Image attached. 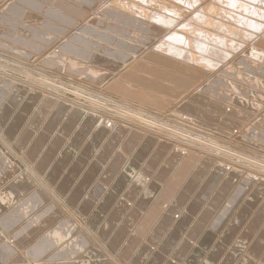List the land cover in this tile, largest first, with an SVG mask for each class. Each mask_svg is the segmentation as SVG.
Here are the masks:
<instances>
[{"label":"crops","instance_id":"obj_1","mask_svg":"<svg viewBox=\"0 0 264 264\" xmlns=\"http://www.w3.org/2000/svg\"><path fill=\"white\" fill-rule=\"evenodd\" d=\"M46 1L0 0V49L50 61ZM36 3L41 12L28 8ZM120 30L123 37L81 27L57 49L92 58L99 67L91 78L107 77L105 90L144 111L186 115L217 132L251 118L248 101L239 98L237 107L216 85L199 86L192 74L198 68L159 54L158 61L128 60L130 31ZM246 61L240 64L264 84V61L256 72ZM9 80L0 77V264H264V180H251L239 166L233 169L247 176L227 171L207 155L181 156L141 129L108 132L96 116ZM244 134L264 151L257 128ZM63 206L85 219L83 229ZM236 241L246 243V260L233 258Z\"/></svg>","mask_w":264,"mask_h":264},{"label":"rangeland","instance_id":"obj_2","mask_svg":"<svg viewBox=\"0 0 264 264\" xmlns=\"http://www.w3.org/2000/svg\"><path fill=\"white\" fill-rule=\"evenodd\" d=\"M151 1L154 3H152ZM170 1L169 0H121V1L120 0H47L46 2H44V4L46 5V7H44V8L45 9L50 8L49 15H50V21H51V23H50V29H51V44L50 45H51V49L48 50L49 52L47 53V55H50V58H51L50 61L45 62V64H43L41 62V60L39 61V59H38V57H40V56H35V58H34L33 56H31L32 54L29 51L15 50V49H9V48L6 49L2 45L3 47H2V49H0V64L9 65L10 66L9 68L13 67V68H15V70H21V71L23 70V72L25 71L26 73L28 72V73L33 74V75L34 74L38 75V76L50 81L53 86L58 85V86H61V88H66L69 90H67V92H60V90L58 89L57 92L55 93L53 91V89H55V88L49 85V87H47L48 89L46 88L48 91H46L42 87H40L39 84H38L39 86H37L31 82L28 83V82L21 81L20 80L21 78L26 79L28 81L31 80L30 78L27 79V78L23 77L22 74L19 75V76H21V78H18V77L16 78L15 76L4 75L1 70H0V72H1L0 77L6 78V80L10 79L14 83L18 84L21 88L23 87L26 90L27 89L28 90L33 89L36 92H42L44 95H47L48 97L58 99V100H61L63 102L66 101V103L71 104L72 106L77 107L78 109H81L88 114L96 116V118H97L96 119V125L99 122L102 125L103 122L101 121V119H102L101 115L99 113L96 114L95 112H92L95 109H92V110L85 109V107H83V105L81 104V102H83V101L79 100L78 96H73L75 98H72V97L69 98L71 93H75V91L78 88H80L86 94L92 96V98H95L98 101L100 100L103 103H105L106 105H107V103L114 104L118 108H120L121 110H125V112L127 111L130 114L134 113V115L139 119L141 118L144 123H146L148 121H149L148 124H151V125L154 124L153 122L161 123L164 126L170 127V128H172V130H174V131L165 130L168 133L174 134L176 136L181 133V134H185L187 137L196 138L197 140L202 139L201 141L204 140V141H207V143H208V145L200 143L201 145H199V146H202L203 150H197L196 148L195 149H189V148L183 147L178 142L180 140L175 138V136L173 137L175 140H170L169 138H167L165 136H161L159 134L152 133L151 131L147 132L148 134L154 135L158 140L169 143L171 145V150H173L175 152V149H176L178 151L176 153H178L179 155L183 156L184 154L182 151H184V150L185 151L188 150V153L190 152V153H197L200 155H207L210 158H212V157L213 158L210 159L209 157L208 158L205 157L206 159L213 160V162L215 164L219 165L223 169H226L227 171H233V172H237V174L240 173L241 175H245L242 171L239 170V168L233 169V168L239 166L245 172L248 173L249 177H250V175L254 176L255 178L254 177L253 178L255 179V181H257V179L264 180V151H261L260 149H257L255 146L249 144V143H251V139H252L251 135H248V134L243 135V133L245 131H247L248 129L251 128L250 125L253 122H254V124H257L253 127L257 128L258 134L264 135V132L261 131V130L264 131V99H263L264 98L263 97L264 96V87H263L264 84L262 81L258 80L259 81V87L260 88L263 87V91L262 90L258 91L255 88L256 87L255 82H254V85L251 84V83H253L252 81H254L253 75H255V74L250 72V71H247L246 68L243 66V64L242 65L240 64L241 62H247L246 61L247 59L244 58V55L246 52H248L250 50V48H253L256 51L258 49V51H261L264 53V34L263 33L251 34V35H253L252 39H250V37H249V39H245V38H247L246 36L250 35V31H247L243 28L241 30H240V28H239V30H238V28L235 29L234 28L235 26L233 27V25H235L237 19L235 20L234 15H231V17L234 19V21H230L229 19H227V24H226L225 19L221 21V17L217 18L218 16H215L212 14L210 18H209V16L205 17L207 20L208 19L212 20V21L209 20L211 22V24L209 23L207 25L208 21H206V23L203 24V26H202V23L201 24L196 23L197 25L195 24L193 26V28L189 30V32L187 30V31H184L183 33L178 34L180 36H183V38L185 37L184 39H186V41L190 40V47L188 46L189 48H187V49L186 48L185 49L180 48V49L187 51L189 53L190 57L192 56L191 57L192 60L186 59V62H187L186 63L183 60H181L178 56H172L171 58L175 61L184 63V64H186L192 68H195V69L198 68V70L192 71V74H193V77H196L199 75L198 76V78L200 77V80L198 81L199 86H204V85L206 86L208 84L209 85L210 84L216 85L217 89L225 91L229 96L234 97L233 98L234 101L237 102L234 105H236L237 107L240 106V104H238L239 98L242 97L241 99L248 101L249 106H245V107H247V108L250 107V108H248V110H250V112H251V114H250L251 118L248 119L247 121H243V124H240V127L236 128V129H228L227 128L225 130V132H217V131L209 130L206 128H204V129H206V130H204V129H201V127L200 128L198 126L196 127V125L191 122V120H190L191 118L186 116V115H180V114L177 115L173 112H172V114H168V115H158V114L150 113L148 111H144L139 106L134 105L132 103H129L128 101H126V102L122 101L121 99H119L118 96H115L112 92H108L107 90H105L101 86L107 77H100L99 79H97V76H96V77H94L96 80L91 78V74L89 73V71H93L97 67H99V66L95 67L93 63H89V62H92V58L85 60V62L87 63V65H86V63L83 62V59L78 58L77 55H74L73 53H70V52H67V55H65L59 49H57L60 44L64 43V41L67 38H69V36L81 35V32L79 33V29L81 27H83V28H85V27H89V28L98 27L99 31L108 32V33L119 32V33H117V35H119L121 37H123V33H121L122 31L120 29H125L127 31H130V34L128 36L129 40L126 39V41L130 42L129 46L127 48L128 53H130L128 60H131L135 56H138L139 58L144 57V59H146L148 61L161 60L163 58L159 57L158 54H156L158 52L154 48H156L157 46H160V44H162L160 42H162L163 39H165L166 37H168V38L172 37L175 35V33L170 32V33H166L169 35H166L165 32H163L162 30L164 29V30H166V32L168 30L163 28L162 26H160L162 28V30H161L157 26L150 25V24L143 22V21L139 22L135 18H137L139 20L141 17V20L142 19L146 20V21L149 20L151 22L152 21V20H150L151 17H149L150 12L151 13H156V12L158 13L159 12L158 10H161V11L163 10V9H160L161 7L163 8V6L167 9H169L170 12L171 11L173 12L174 9L180 11L182 13L181 14L182 15L181 21H180L181 23H183V22L185 23L188 20H190L191 18L197 17V14H199L198 8H194L193 11H191V9L187 10L188 9L187 3L190 1L189 4H191L192 0H184L183 3H182V1L178 2V3H175L172 0H170ZM122 2L125 3L124 6L121 4ZM144 3H146V4H144ZM205 3H207V2H204V4ZM243 3H244V5L240 6L239 8L237 7L236 9H233L232 11L227 10V13H231V14L234 13V14H239V15L243 14L244 18L241 17L242 19H250V20L254 21L253 19L250 18L251 17L250 15L248 16V14L250 13V12H247V9H246L248 4L246 2H243ZM40 4H42V3H40ZM40 4H37L39 6L28 4V8L41 12L43 6ZM104 4L107 5L110 10L109 9L107 10L104 8H99L100 6H102ZM132 4L136 5V8H138V10L142 11V13L144 15L138 16L137 13H139V12H137L135 10L136 8H133ZM182 5H184V6H182ZM122 6H123V8H122ZM124 7L126 8V11L130 12L131 14H126L125 13L126 11L122 10V9H124ZM253 8H251V9H253ZM256 9H257L256 13L258 12V10L260 13L261 8L258 7ZM248 10H250V9H248ZM163 11L167 12L166 10H163ZM219 13H220V10H219L218 14ZM139 14H141V13H139ZM159 15H161V14H159ZM144 16H147L146 19L144 18ZM164 17H165V23L167 24V22H166L167 17L166 16H164ZM153 19H154V21H152L151 23L153 24L155 22V24H157L155 17ZM173 19L174 18H169V20H171V21ZM213 19H214V21H213ZM216 20H218V21H216ZM219 20L222 22V25L218 27V23L220 22ZM215 23H217V24H215ZM214 24H215V26H213ZM198 25H201V26H198ZM220 28H223V29L219 30ZM112 29H115V30H112ZM175 30L176 29L173 28V31H175ZM226 31H228V32H226ZM164 34H165V36H164ZM212 35H213V37H212ZM255 35H257V36H255ZM106 37H109V35ZM217 38L220 40H218ZM230 38H231V40H230ZM159 40H160V42H159ZM223 41L226 43V49H228V50L224 49V51L226 52V54H230L232 56L233 60L230 59L231 61L229 60L226 63H221V64L216 63L217 65L220 64L219 69H217V70H220L218 72H216L217 70L215 69L214 66H213V68H211L209 66H208V68H206L207 67L206 65H209L208 63L205 62L206 60L213 61V62H216V60L215 59L213 60L212 58H208V57L205 58L206 56L204 54H202L201 48L198 49V47L203 46V45H210V44L211 45H219V42H223ZM251 41H253V42H251ZM169 42L170 41H166L167 44H165V45H168ZM229 46H231V47H229ZM116 47L120 48V49H124V45H122L120 43H116ZM193 47H195V48H193ZM241 48H243L242 52H240V51L238 52V50H240ZM199 52H201V54ZM55 55H57V58H54ZM97 60L98 59H96V61ZM189 61L196 62L199 66L196 67L194 64H188ZM70 62H75V63H73V64H75V66H73ZM248 62L254 63V61H248ZM236 63L240 64L241 68L236 67L235 66ZM257 63H259V61L255 62L254 64H257ZM80 65H82L83 67H81ZM227 67H229V68H227ZM179 70H181V69H179ZM16 74H19V73H16ZM108 74L110 76L112 73L109 71ZM208 76L210 77V79L213 80V82L210 83L209 81H207ZM220 78L223 82H225V83H223L224 85L219 86L218 83H216V81H218ZM230 85L234 86V88L237 91V92H235L236 94L234 93L235 90H232ZM248 85H252L253 87H250ZM237 89H242L244 92H240ZM246 90H248V92L252 91V93L251 92L247 93ZM57 94H60V95L62 94L63 96H58ZM237 94H239V95H237ZM252 95H254L255 97ZM237 96H238V98H237ZM256 96L259 98H257ZM85 104L86 103H84V105ZM93 104L94 103H92V102L87 103V105H89L90 107ZM231 104H233V103H231ZM250 104H252L253 107L250 106ZM94 106L95 105H93L92 108ZM245 107L243 109H246ZM102 115L107 120L111 119L105 114L104 109H102ZM108 115H111V114H108ZM114 115L118 116V114H116L115 112H114ZM124 119H125L124 121H126V118H124ZM257 119H258V121H257ZM113 120H116L115 121L116 122L115 128H113V127L109 128V126H104V128H102V129H105V130L110 129L107 131L113 132L116 129V127L119 125L125 126L128 130H130V128L133 129L131 126L127 125V122H123V121L118 122L120 120L115 119V118H113ZM113 123H114V121H113ZM132 124L135 125L134 123H132ZM157 127L158 126L156 125L155 128H157ZM160 129H162V128H160ZM258 129H260V130H258ZM155 131H157V130H155ZM175 132H177L178 134ZM254 132H256V131H254ZM179 138H180V136H179ZM242 139H244V140H242ZM245 139H247V140L250 139V140L246 141ZM180 142L182 143V141H180ZM206 151H208L210 153H208ZM245 176H247V175H245ZM251 178L252 177H250V179ZM63 211H64V215L67 218H69L72 221V223H74L79 230L83 229L80 227L81 226L80 224H82V225L86 224V221L81 215H79L74 209H66L64 206H63ZM99 227H101V226H99ZM182 231H184V230L182 229ZM246 248H247L246 245L239 247V242L236 241V243L234 244L232 249L235 251L237 249V251L235 252L231 249V253H232L233 258L234 259L237 258V260H240V259L243 260L246 257L245 256L246 254H244V253H247ZM240 254L242 256L244 254V256L242 257V256H240ZM103 260H105V259H103ZM186 260H188V258H186V259L181 258L179 263L183 264L184 261H186ZM245 260H246V258H245ZM197 264H200V262H197Z\"/></svg>","mask_w":264,"mask_h":264},{"label":"bare ground","instance_id":"obj_3","mask_svg":"<svg viewBox=\"0 0 264 264\" xmlns=\"http://www.w3.org/2000/svg\"><path fill=\"white\" fill-rule=\"evenodd\" d=\"M170 1V0H169ZM174 1L175 3H178V2H181L183 3L184 0H172ZM142 2V1H141ZM152 2V1H151ZM171 2V1H170ZM187 2V1H186ZM204 2H207L204 4ZM243 2H246L248 4V7L247 6V12H250L248 14V16L250 15L251 19H253L254 21L250 20V19H242L241 17H243V14H231V13H227V10L229 11H232L233 9H236L237 7L239 8L240 6L244 5ZM154 3V2H152ZM190 1L187 3V10L191 9V11L194 10V8H198L199 9V14H197V17H193L191 18L190 20H188L187 22H183L181 23V12L178 11V10H175L172 12H170L169 9L165 8L163 6V8L161 7L160 9H163V10H166L167 12H164L163 10H158L159 12L157 13H151L150 12V16L152 21H154V17H155V20H156V23L159 25V26H162L163 28L167 29V33H175L174 36L172 37H166L165 39H163L162 42H159L162 43L160 44V46H157L156 48V51L158 52L157 54L161 55L163 58H171L172 56H178L181 60H183L184 62H186V59L187 60H192V56L190 57L189 53L187 51H184L180 48H183V49H187L190 47V40H187L183 38V36H180L178 35L179 33H183L184 31H187L189 32L190 29L193 28V26L196 24V23H202V26L203 24L206 23V21H208L207 25L212 21L211 19H206L205 17L206 16H209V18L211 17V15H215V16H218L217 18L221 17V21L222 20H226V24H227V19H229L230 21H234V19L231 17V15H234L235 17V20L237 19L235 25H233V27L235 29L240 28V30L243 28L247 31H250V35L249 36H246L247 38L245 39H252L253 35L251 34H261L263 33L264 34V0H192L191 4H189ZM146 4V3H144ZM158 4V3H157ZM133 5V4H132ZM143 5V4H142ZM184 6V5H182ZM105 5H102L100 8H104ZM176 7V6H175ZM254 7V8H253ZM261 8V11L259 13V10L258 12L256 13L257 9L256 8ZM133 8H136V5H133ZM146 8V7H145ZM184 8V7H183ZM253 8V9H251ZM155 9V8H154ZM250 9V10H248ZM137 12L141 13H137L138 16H141V15H144L142 13V11L138 10V8L135 9ZM156 10V9H155ZM220 10V13L218 14ZM240 10V9H239ZM252 10V11H251ZM189 12V11H188ZM161 14V15H159ZM217 14V15H216ZM247 14V13H246ZM134 15V14H133ZM167 17V24L165 23V17ZM225 15V16H224ZM228 17H227V16ZM137 16V15H136ZM147 16H144V18L146 19ZM184 17V16H183ZM182 17V18H183ZM139 18V17H138ZM169 18H174L172 21L169 20ZM208 18V17H207ZM244 18V17H243ZM141 20V17L140 19ZM210 20V21H209ZM142 21H144L142 19ZM151 21V22H152ZM186 21V20H185ZM214 21V19H213ZM218 21V20H216ZM220 21V20H219ZM219 22L218 23V27L222 25V22ZM147 22H150L149 20H147ZM176 22V23H175ZM224 22V21H223ZM155 23V22H154ZM225 23V22H224ZM217 24V23H215ZM215 24L213 26H215ZM197 25V24H196ZM198 26H201V25H198ZM217 26V25H216ZM173 28L176 29L175 31H173ZM200 28V27H199ZM217 29V28H216ZM223 28H220L219 30H222ZM234 29V30H235ZM166 31V30H165ZM180 31V32H179ZM196 31V30H195ZM198 32V31H197ZM228 32V31H226ZM202 33V32H201ZM239 33V32H238ZM187 34V33H186ZM190 34V33H189ZM188 34V35H189ZM193 34V33H192ZM207 34V33H206ZM166 35H169V34H166ZM185 35V34H184ZM221 35V34H220ZM232 35V34H231ZM165 36V34H164ZM190 36V35H189ZM219 36V35H218ZM257 36V35H255ZM187 37V36H186ZM210 37V36H209ZM213 37V35H212ZM245 37V36H244ZM235 38V37H234ZM257 38V37H256ZM262 38V37H261ZM210 39V38H209ZM218 39V38H217ZM244 39V38H243ZM162 40V39H161ZM194 40V39H193ZM220 40V39H218ZM231 40V38H230ZM166 41H170L168 43V45H165L167 44ZM204 41V40H203ZM214 41V40H213ZM212 41V42H213ZM164 42V43H163ZM233 42V41H232ZM253 42V41H251ZM158 43V42H157ZM208 43V42H207ZM242 43V42H241ZM194 44V43H193ZM201 44V43H200ZM217 44V43H216ZM230 44V43H229ZM241 45V44H240ZM244 45V44H243ZM249 45V44H248ZM189 46V47H188ZM231 47V46H229ZM195 48V47H193ZM202 50V54H204L206 57L205 58H212L213 60L215 59L216 62H213V61H209V60H206L205 62L208 63L209 65H206L208 68L211 67L213 68V66L215 67V69H219V65L221 63H226L227 61H229L230 59H232V56L230 54H226V52L224 51V49H226V43L223 41V42H219V45H203V46H200L198 47V49ZM252 49V50H251ZM228 50V49H226ZM243 48H241L240 50H238V52H242ZM235 51V50H234ZM233 52V51H232ZM201 54V52H199ZM109 54V53H108ZM199 55V54H198ZM201 56V55H200ZM244 58H246L248 61H254L255 62H258L259 63H262L264 61V53L261 52V51H257L254 50L253 48H250V50L248 52L245 53L244 55ZM172 59V58H171ZM233 60V59H232ZM171 61V60H170ZM231 61V60H230ZM187 63V62H186ZM216 63H220L219 65H217ZM252 63V62H251ZM252 63L253 65L249 68V69H252L254 72H256V66L257 64H254ZM181 64V63H180ZM188 64H194L196 67L199 66L196 62H191L189 61ZM237 64V63H236ZM182 65V64H181ZM217 65V66H216ZM185 66V65H184ZM188 66V65H187ZM186 66V69L188 68ZM10 66L9 65H4V64H0V70L3 72L4 75H7V76H15L16 78H21V76H19L20 74L23 75V77L27 78V79H31V80H26V79H20L21 81L23 82H31V83H34V85H37L40 87H42L44 90L48 91L47 87L52 86L54 87L55 89H53V91L56 93L57 90L59 89L60 92H67V90L69 89H66V88H61V86H53L51 84L50 81L38 76V75H33V74H30V73H26L25 71L23 72V70H15V68L11 67L9 68ZM190 67V66H189ZM255 67V68H254ZM191 68V67H190ZM219 71V70H217ZM216 71V72H217ZM14 72V73H13ZM19 73V74H16V73ZM1 73V72H0ZM38 76V77H37ZM237 78V77H236ZM260 81V80H259ZM259 81L258 80H254L253 83L255 82V84L257 83V86H259ZM38 82V83H37ZM39 84V85H38ZM230 87L232 88V90H236L234 88V86L230 85ZM47 88V89H46ZM257 89V88H256ZM50 90V89H49ZM85 90V89H84ZM70 92V91H69ZM68 92V93H69ZM236 91H234L235 93ZM54 94V93H53ZM236 94V93H235ZM58 96H63L62 94H57ZM239 95V94H237ZM69 96V95H68ZM73 96H78L79 97V100H82L83 102H81V104L83 105V107H85V109H88V110H92V109H95L93 110L92 112H95L96 114L99 113L102 117L101 121L103 122L102 124V128H104V126H109V128H115V125H116V120H113V118L115 119H119L120 121L118 122H127V125L128 126H131L132 128H135V129H141L143 131H146V132H152V133H155V134H159L161 136H165L167 138H169L170 140H175L173 137L175 136V138H177L178 140L182 141V143L180 141H178L183 147L185 148H189V149H197V150H203V147L202 146H199L201 144H205V145H208L207 141H201L202 139L200 140H197L196 138H192V137H187L185 134H178L180 136L177 135H174V134H171V133H168L167 131L165 130H171V131H174L172 130V128L170 127H166L164 126L163 124L161 123H156V122H153L154 124L151 125V124H148V122L144 123L142 121V119L140 118H137L134 113L130 114L128 113L127 111L125 112V110H121L120 108H118L116 105L114 104H109L107 103V105L105 103H103L102 101H98L97 99L95 98H92V96L86 94L82 89L78 88L75 93H71V95L69 96L72 97V98H75ZM240 97V96H239ZM77 98V97H76ZM242 98V97H241ZM88 102H92L94 103L93 105H95L93 108L91 105V107L89 105H87ZM243 102L245 103V100H243ZM84 103H86L84 105ZM123 103V102H122ZM242 102L240 101V104ZM124 106V105H123ZM126 106V105H125ZM87 107V108H86ZM102 109H104V112L105 114L111 118L109 120H107L103 115H102ZM112 110V111H111ZM137 110V109H136ZM116 114H118V116L114 115V112ZM130 112V111H129ZM93 114V113H92ZM104 114V113H103ZM108 114H111V115H108ZM136 114V113H135ZM120 116V117H119ZM141 116V115H140ZM123 117V118H122ZM126 118V121H124ZM255 119V118H254ZM114 121V123H113ZM147 121V120H146ZM152 121V120H151ZM251 121V120H250ZM256 121V120H255ZM258 121V119H257ZM137 122V123H136ZM252 122V121H251ZM132 123H134L135 125H133ZM259 123V122H258ZM126 124V123H125ZM158 126L157 128H155L156 125ZM250 124V123H249ZM257 124H254V122L250 125V126H255ZM162 128V129H160ZM164 129V130H163ZM106 130H110V129H106ZM157 130V131H155ZM183 135V136H182ZM158 136V135H157ZM163 138V137H162ZM199 142V143H198ZM201 143V144H200ZM183 154H187L188 153V150H184L182 151ZM208 152V151H206ZM210 153V152H208ZM239 242V247L241 246H245L246 243L245 242H241V241H238ZM247 246V245H246ZM244 248V247H243Z\"/></svg>","mask_w":264,"mask_h":264}]
</instances>
